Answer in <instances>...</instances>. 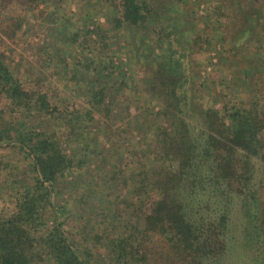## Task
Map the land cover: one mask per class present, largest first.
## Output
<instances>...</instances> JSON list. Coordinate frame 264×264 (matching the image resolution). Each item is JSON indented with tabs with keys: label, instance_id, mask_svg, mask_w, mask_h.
Here are the masks:
<instances>
[{
	"label": "trees",
	"instance_id": "1",
	"mask_svg": "<svg viewBox=\"0 0 264 264\" xmlns=\"http://www.w3.org/2000/svg\"><path fill=\"white\" fill-rule=\"evenodd\" d=\"M20 1L7 35L45 6L39 59L73 96L28 81L0 37V264H225L238 212L240 243L264 252L261 65L247 52L264 45V0ZM216 45L230 93L227 72L213 92L193 62ZM132 106L145 110L136 158L134 137L93 129Z\"/></svg>",
	"mask_w": 264,
	"mask_h": 264
},
{
	"label": "rangeland",
	"instance_id": "2",
	"mask_svg": "<svg viewBox=\"0 0 264 264\" xmlns=\"http://www.w3.org/2000/svg\"><path fill=\"white\" fill-rule=\"evenodd\" d=\"M77 0L72 1L70 3V11L76 12L77 7L79 3ZM97 1V0H96ZM71 2V1H70ZM24 5V2H21L20 0H0V37L4 38V43L1 45L2 49L6 52L7 60L17 70L20 71V73L24 74V77L27 78L28 81L30 80H37L38 78L41 80H47L48 82L53 81L54 82V90L57 88H60V92L64 95L63 97H72L73 94L71 93V90L67 88L65 84L59 83L56 80V75L54 73V69H46L42 65V60L39 59L42 51L40 50L39 46H44L45 49L49 47L51 40L47 39V34L49 32L43 28V26H46L44 23L46 14V9H44L45 6H41L38 10H35V12L32 14L31 12H27L26 16L28 18V24H30L31 28H28L29 30L26 31L23 29L21 32L18 33V35L14 37H9L7 34H9V31L11 30L10 20L7 22L5 21V18L7 15L6 13H12L14 16L21 10V7ZM108 6L104 1L98 3L97 9H102L106 6ZM199 14L203 16L205 14V7L202 5L201 9L199 10ZM106 15L102 14L100 16H95L93 19L94 22H99L101 24H104L106 22ZM111 24V23H110ZM50 28L49 26H47ZM82 27V26H81ZM110 28V26H109ZM27 29V28H26ZM92 29V27H91ZM96 36V35H94ZM113 37L114 35H111ZM95 39L97 37H94ZM1 42V41H0ZM109 43H112L113 45H116L118 48L124 47L125 42H121L118 40H112ZM250 44V43H248ZM222 50L220 45H216L213 47V50L210 53V59L206 58L204 54H195L193 57L194 63L198 64V68L200 69V76L202 80H208V88L210 87L213 92H217L218 90H222L220 86L217 84L218 81L223 78L224 72H227L225 77H227L225 82H230L226 84L225 87H227V90H224L227 93H230L232 89L237 88L236 87V74L234 73V69L232 68L229 71H225L224 67H219V53ZM249 57L253 56L258 58L256 60V64L261 65L260 68V75L257 80L254 81V87L256 89H252L259 98L264 102V45L263 46H257L253 43L250 44L249 49H247ZM123 53V51H121ZM253 52V53H252ZM251 57V58H253ZM45 58V55H44ZM138 60V58H136ZM122 63H129L128 56L122 57ZM200 61L199 63H197ZM212 61V63H210ZM116 62L119 63V59L116 58ZM139 61H134L133 67L134 72L132 73L129 67L126 65H123V71L130 76L136 78L140 75H137L138 72L142 70V68L137 64ZM201 63V64H200ZM207 64V65H206ZM61 70V69H60ZM224 71V72H223ZM263 71V72H262ZM228 75V76H227ZM199 76V77H200ZM68 77V75H66ZM38 79V80H39ZM57 82V83H56ZM218 82V83H217ZM224 82V83H225ZM243 87L241 86V90ZM240 90V89H238ZM225 96V94L223 95ZM228 98V97H227ZM78 102V101H77ZM145 110H141L140 113L143 114ZM132 116L130 119H127L126 113L123 115L124 121H117L113 123H105V121H97L95 127L93 128L95 132H100L99 138L103 139V135L105 133H108V135H111L117 137V139H121V136L124 137L126 140V136H132L135 138L134 148L132 150V156L133 158L139 157L141 155L142 149L145 145H142L141 143V134L139 132V128L136 122L135 116L138 115L139 111L136 109V107L132 106L131 109ZM139 113V114H140ZM103 122L107 125L104 126ZM125 125V126H123ZM130 137V138H132ZM133 138V139H134ZM106 148H109V145L106 144ZM107 153H111V150H108ZM1 155V154H0ZM132 158V160H133ZM114 189V187H112ZM263 198H264V191H263ZM237 211V210H236ZM242 213L238 212L235 213L234 217V234H232V243L230 245L229 251L227 253L226 263L225 264H264V252L260 250L258 252V248H253L251 250H245L244 246L241 244L243 241V238L240 239L239 235L242 234L243 226L240 223ZM235 240V241H234ZM241 242V243H240ZM243 254V255H242Z\"/></svg>",
	"mask_w": 264,
	"mask_h": 264
}]
</instances>
